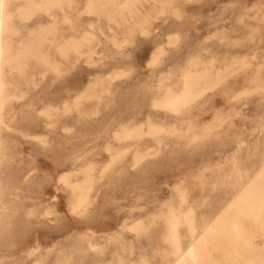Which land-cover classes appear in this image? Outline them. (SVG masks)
I'll list each match as a JSON object with an SVG mask.
<instances>
[{
  "label": "rangeland",
  "instance_id": "1",
  "mask_svg": "<svg viewBox=\"0 0 264 264\" xmlns=\"http://www.w3.org/2000/svg\"><path fill=\"white\" fill-rule=\"evenodd\" d=\"M2 9L0 264H264V0Z\"/></svg>",
  "mask_w": 264,
  "mask_h": 264
},
{
  "label": "bare ground",
  "instance_id": "2",
  "mask_svg": "<svg viewBox=\"0 0 264 264\" xmlns=\"http://www.w3.org/2000/svg\"><path fill=\"white\" fill-rule=\"evenodd\" d=\"M103 3H105V2H103ZM99 4V3H98ZM100 4H102L101 2H100ZM101 6V5H100ZM2 7H3V0H0V89H1V85H2V79H1V73H2V62H3V60H4V58H6L5 56H4V49H3V47H2V29H3V19H4V11H3V9H2ZM18 41H20V39L18 40ZM22 52V51H21ZM25 57H27V55L25 56ZM9 59V58H8ZM4 61H7V60H4ZM188 73V72H187ZM185 74V73H184ZM191 75V74H190ZM185 76L186 77H188V74L186 75L185 74ZM186 77H185V80H187L188 81V78L186 79ZM189 80H190V76H189ZM194 80H190V82H192L193 84H195L194 82H193ZM189 82V81H188ZM188 82H186L185 84H187ZM191 83V84H192ZM196 83H198V82H196ZM190 84V83H189ZM187 86V85H186ZM190 86V85H189ZM193 86V85H192ZM191 87V86H190ZM172 105L173 106H175L173 103H172ZM171 105V106H172ZM173 108V107H172ZM175 108V107H174ZM173 108V109H174ZM251 208V207H250ZM210 232V231H209ZM196 240H195V245H196ZM194 243V242H193ZM196 247V246H195ZM180 247L175 251V252H177L178 254H177V256L171 261V263L170 264H183V263H186V261L185 260H189V259H192V258H195V254H196V252H195V249H194V245L192 244V243H190V244H188L185 248H183L182 250H180ZM190 262V261H189ZM187 264H188V262H187Z\"/></svg>",
  "mask_w": 264,
  "mask_h": 264
}]
</instances>
